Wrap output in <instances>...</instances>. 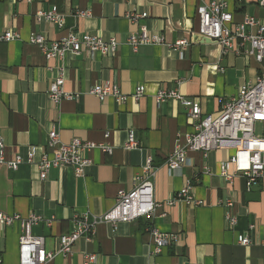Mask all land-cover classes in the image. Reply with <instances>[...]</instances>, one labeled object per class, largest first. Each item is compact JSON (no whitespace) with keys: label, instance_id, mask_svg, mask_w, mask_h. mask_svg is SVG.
<instances>
[{"label":"crops","instance_id":"crops-1","mask_svg":"<svg viewBox=\"0 0 264 264\" xmlns=\"http://www.w3.org/2000/svg\"><path fill=\"white\" fill-rule=\"evenodd\" d=\"M258 1L243 0L237 5L229 0L233 21L240 22L246 15L264 26V10ZM199 3L0 0V36L8 31L20 36V40L0 42V138L7 160L17 155L25 159L29 146L36 148L39 160L48 151L45 145L52 129L63 144L78 138L112 148L111 154L84 148L82 155L90 163L82 175L70 167L53 168L41 181L32 163L17 170L0 166V212L40 217L32 231L45 237L46 250L55 252L60 236L73 230L75 216H99L111 210L119 190L134 188L135 177L142 173L148 158L152 157L156 169L153 184L158 207L152 217L120 223L116 229L98 223L91 239L80 238L69 256L57 255L48 264H85L88 254L96 256L93 264H264V180L246 190L245 180L236 176L228 186L219 167L235 149L210 151L205 159L190 151L188 164L173 174L164 166L166 156L185 144L193 126L188 108L180 101L167 99L157 104L159 91L175 90L198 103L203 118L217 115L221 101L234 97L242 84L256 81L259 72V64L244 54L239 44L224 53L199 35ZM52 8L63 15L62 27L37 19L38 12ZM77 12L89 15L81 17ZM132 13L146 17L134 23L128 18ZM142 27L149 34L163 36L167 44L186 40L189 46L183 54L166 45L133 50L126 41ZM70 33L114 38L119 46L106 56L67 55L63 60H46L41 50L28 42L31 34L55 41ZM61 69L64 90L80 96L54 104L47 91ZM106 81L129 96L123 104L113 98L100 102L89 94L94 85ZM140 85L145 94L134 100L132 95ZM131 132L139 148L127 150ZM187 180L193 182V196L203 205L194 209L180 201L169 205ZM231 196L235 203L231 213L237 221L234 226L225 221L227 208L219 204ZM20 230L18 225L0 229L2 264H19ZM152 230L176 235L177 241L161 254H153ZM240 234L249 236V246L238 243Z\"/></svg>","mask_w":264,"mask_h":264},{"label":"built area","instance_id":"built-area-1","mask_svg":"<svg viewBox=\"0 0 264 264\" xmlns=\"http://www.w3.org/2000/svg\"><path fill=\"white\" fill-rule=\"evenodd\" d=\"M197 15L199 17V35L217 44L223 52L236 48L239 44L244 54L252 56L259 64V72L254 82L242 84L238 93L221 101L219 113L207 114L202 118V111L198 103L184 99L175 90H161L156 94L157 104L167 99L180 101L189 110L188 121L193 126V131L186 134V142L183 146H177L172 153L166 156L164 166L169 174H173L188 164L187 153L198 152L202 157L207 158L210 151L227 148L235 149V153L228 160L220 162V173L225 178L228 186L233 185L236 176L245 180L246 190L252 185L264 180V26L255 17L244 16L242 21L235 23L233 14L229 11V0H199ZM237 5L243 0H233ZM258 6L264 10V0L258 1ZM77 16L86 17L89 12H77ZM146 14H129L131 22L138 23ZM37 19H44L52 25L62 27L64 18L57 8L48 12H38ZM250 30H255L251 32ZM20 40V36L8 31L0 36V42H12ZM30 44L36 45L46 58L65 59L67 55L73 56H103L116 52L119 42L111 38L104 40L99 36L90 34L70 33L67 37L59 40L49 41L39 34H31ZM126 44L133 50L142 46L166 45L180 54L189 46L188 41L182 40L174 45L167 44L164 37L158 34H149L146 28L142 27L137 33L131 34ZM64 69H61L48 88V98L54 104L62 100H76L80 94L68 93L64 90ZM89 94L95 96L100 102L113 98L116 102L123 104L129 96L123 94L120 89L109 81L94 85ZM145 94L143 85L137 86L132 98L139 100ZM195 120H198L195 123ZM257 125L261 128L258 129ZM46 147L48 151L36 159V148L29 146L27 156L23 159L17 155L13 160H7L5 144L0 138V166H6L11 170H17L22 164H34L39 172V179L45 180L46 174L53 168L70 167L75 174L82 175L84 168L90 163L84 159L82 151L85 149H100L107 154L112 153V148L102 145L88 144L75 138L68 144L60 143L59 135L55 129L50 130ZM127 150L139 148V142L135 140L133 132L130 133L129 141L125 144ZM52 152V153H51ZM232 168V170H231ZM142 173L135 177L134 188L130 191L119 190L114 207L95 216L85 214L74 217V228L71 232L63 234L59 239L57 251H48L45 248V237L35 235L32 231L34 226L41 222V218L31 215L22 218L19 215L9 216L0 212V229L18 225L19 236V264H48L57 255L69 256L73 246L80 238L91 239L95 233V226L98 223L110 224L114 229L120 223H132L144 217H152L157 209L154 201V177L156 169L153 166L152 157L147 159L146 165L141 169ZM183 188L169 202H184L189 207L203 205L201 200L195 198L194 184L190 180L184 182ZM227 208L225 221L230 226L236 225V217L231 213L234 208V199L231 197L219 203ZM153 238L152 253L161 254L164 248L177 241L176 235L165 234L158 230H152ZM237 241L242 246H249V236L240 234ZM96 261L95 255L86 256L85 264H93ZM0 264L2 260L0 259Z\"/></svg>","mask_w":264,"mask_h":264},{"label":"rangeland","instance_id":"rangeland-1","mask_svg":"<svg viewBox=\"0 0 264 264\" xmlns=\"http://www.w3.org/2000/svg\"><path fill=\"white\" fill-rule=\"evenodd\" d=\"M257 128H258V129H260V128H261V126H260V125H257Z\"/></svg>","mask_w":264,"mask_h":264}]
</instances>
